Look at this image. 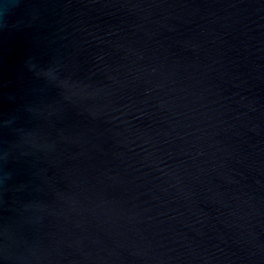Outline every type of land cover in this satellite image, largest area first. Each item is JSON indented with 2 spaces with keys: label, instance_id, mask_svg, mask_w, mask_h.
I'll return each mask as SVG.
<instances>
[{
  "label": "water",
  "instance_id": "1",
  "mask_svg": "<svg viewBox=\"0 0 264 264\" xmlns=\"http://www.w3.org/2000/svg\"><path fill=\"white\" fill-rule=\"evenodd\" d=\"M0 264H264V0H0Z\"/></svg>",
  "mask_w": 264,
  "mask_h": 264
}]
</instances>
